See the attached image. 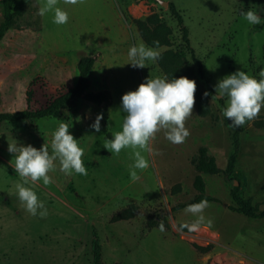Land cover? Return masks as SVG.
<instances>
[{"label": "rangeland", "instance_id": "374dc122", "mask_svg": "<svg viewBox=\"0 0 264 264\" xmlns=\"http://www.w3.org/2000/svg\"><path fill=\"white\" fill-rule=\"evenodd\" d=\"M160 1L179 11L213 93L197 76L168 5L163 7L157 0H81L78 5L58 0V6L68 12V23L56 25L48 13L39 15V30L32 31L25 16L0 41V113L43 109L75 85L76 63L82 56L95 58L87 92L107 91L110 97L108 104L79 97L44 119L0 123V264H100L102 245L115 246L117 257H108V262L116 264H264V219L229 210L235 206L230 196L235 186L242 198L264 210V129L255 126L256 121L264 123V108L241 127L234 173L226 175L231 128L222 117L213 87L237 70L260 79L264 23L249 25L239 13L257 9L264 17V0ZM43 2L35 0L38 8ZM150 18L168 29L169 43L160 40L151 48L188 63L207 113L198 114L194 96L191 116L185 120L189 136L181 144H172L163 130L158 132L142 152L149 167L137 170L139 179L132 181L128 175L132 150L122 149L116 155L103 144L121 129L122 94L147 78L166 76L157 61H146L145 67L128 64L131 46L150 47L137 30V22H143L148 33L153 32L154 26L146 23ZM2 20L0 2V24ZM221 100L226 107V98ZM98 113L103 118L97 133L90 125ZM62 122L84 149L81 159L87 174L65 176L57 161L56 169L48 173L50 184L29 180L25 187H31L47 209L42 218L31 216L18 199L15 185L23 181L7 146L30 144L39 149L45 144L51 152V133ZM199 146L208 149L220 170L216 175L201 174L206 193L220 203H208L202 213L212 221L210 227L190 232L181 225L191 224L196 216L187 208L172 212L171 207L195 194L192 160ZM148 220L158 225L148 228ZM125 226L123 236L119 230ZM106 234L110 242L104 239ZM165 236L171 244L176 241L173 250L168 249Z\"/></svg>", "mask_w": 264, "mask_h": 264}, {"label": "clouds", "instance_id": "9594fccd", "mask_svg": "<svg viewBox=\"0 0 264 264\" xmlns=\"http://www.w3.org/2000/svg\"><path fill=\"white\" fill-rule=\"evenodd\" d=\"M81 0H64L66 5H78ZM52 13V22L56 25L68 23V12L58 6V0H44L37 14L44 16ZM249 25L264 23V17L258 10L248 9L239 13ZM154 44L158 42H153ZM128 64L132 67H145L146 61L155 62L159 59L158 52L141 43L133 45L128 50ZM215 99L226 98V107L222 108L223 119L228 118L229 127L239 128L252 121L264 108V70L260 79L248 75L245 71L237 70L220 78L213 86ZM196 83L184 76L177 78L158 76L147 78L135 90L122 94L120 107L123 116L121 129L115 132L111 139H106L103 147L112 154L119 155L122 149H131L133 162L129 166L128 175L132 181L139 179L137 170L149 167V160L142 154L147 150L148 142L154 139L161 130L167 141L181 144L189 136L185 120L191 116L194 104ZM208 96V92L203 93ZM102 114H97L90 127L94 132H100ZM51 152L43 144L39 149L32 145L8 144L7 150L14 154V170L23 183L15 185L19 201L25 211L31 216L44 217L47 209L39 200L31 187H25L29 180L42 181L44 185L51 182L48 173L59 165V171L65 176L73 174L86 175L87 170L81 157L84 149L77 143L69 132L67 123H59L51 133ZM208 207L207 200H200L187 206L186 211L196 216L191 224H183L190 232H196L203 227H210L212 221L205 220L204 209ZM39 210V211H38ZM163 231V224L159 225Z\"/></svg>", "mask_w": 264, "mask_h": 264}, {"label": "trees", "instance_id": "16d2710c", "mask_svg": "<svg viewBox=\"0 0 264 264\" xmlns=\"http://www.w3.org/2000/svg\"><path fill=\"white\" fill-rule=\"evenodd\" d=\"M2 9H3V20L0 24V41L3 39L6 32L15 27L17 22L23 20L25 16L28 18L26 22V27L32 31H38L40 25V18L37 14V5L35 0H0ZM168 9L180 27L181 33V42L183 44L184 50L187 52L189 56V60L193 67L195 68V72L201 81L204 82L205 87L209 93H213L211 88L209 78L205 75L201 62L197 59L194 50L191 48L188 38V30L183 26L182 17L179 11L174 7L173 4H168ZM146 23L153 25V32H149L147 28V24L143 22H137V30L140 37L144 40V42L150 47H157L159 43L154 44L153 42H159L162 40L165 45H168V41L166 40L167 28L162 25H157V20L155 18H150L146 20ZM158 65L163 70L165 75L171 79L177 78L180 76L187 77L192 79V73L189 71L188 63L185 65L182 64L176 58L171 56L170 52H166L159 55V59L157 60ZM95 64V58L89 56H82L78 59L76 63V71H77V80L75 85L67 90L65 93L60 94L50 103H48L43 109L35 110V111H21L13 114H5L0 113V123L4 122H21L25 120L31 119H44L55 115L58 110L67 105L72 100L84 97L88 102L95 104H108L109 103V94L107 91H101L98 93H88L87 90L89 88V74ZM183 65V70L179 71V66ZM194 96L197 100V111L198 114L203 116L207 113L206 108L204 106V98L201 97L198 92H194ZM222 108H224V103L222 100L219 101ZM228 124L230 120L227 118ZM255 126L264 129V123L260 121L255 122ZM231 128V153L227 159L225 174L232 175L234 173V167L237 161L238 152H239V137L242 132L241 127L239 128ZM193 170L195 171V176L192 180V187L195 190V194L184 202H178L173 207H171V211H180L187 208L188 205L197 203L200 200H207L208 203H220V200L210 196L206 193L205 183L201 174L206 175H216L220 172L217 167L215 158L208 152V149L205 146H199L196 150V155L192 160ZM174 189H177L174 188ZM230 196L232 201L234 202V207H229V210H232L246 218L259 220L264 219V210H260L257 205L252 204L249 199H244L240 195L239 186L232 187L230 190ZM158 223L152 220H148L147 226L148 228H154Z\"/></svg>", "mask_w": 264, "mask_h": 264}, {"label": "crops", "instance_id": "0c3cea01", "mask_svg": "<svg viewBox=\"0 0 264 264\" xmlns=\"http://www.w3.org/2000/svg\"><path fill=\"white\" fill-rule=\"evenodd\" d=\"M127 227L125 226V227H121L120 228V230H119V233L120 234H123V236H124V234H125V232L127 231ZM106 232V231H105ZM118 233V232H117ZM165 238H167L168 240H169V237H167V236H165ZM104 239L105 240H107V241H109L110 242V240H111V238L106 234V236L104 237ZM115 241V240H114ZM170 241L171 240H169V241H167L166 242V244H167V247H168V249H170V248H172V250L175 248V246L177 245V243H176V241H174V242H172V244L170 243ZM179 241H183V240H180L179 239ZM170 247V248H169ZM106 246H104V245H102V253L100 254V264H107V263H109L108 262V257H110V258H114V259H116L115 257H117V255L116 256H114V253H116L117 254V252H115L117 249L115 248V246L113 245H110V247H108L107 248V250H106ZM111 248V249H110ZM192 248V247H191ZM191 250V249H190ZM191 256L193 257V252H192V254H191ZM191 257V258H192ZM99 264V263H98ZM109 264H116V263H114L113 261L112 262H110Z\"/></svg>", "mask_w": 264, "mask_h": 264}, {"label": "water", "instance_id": "95a60500", "mask_svg": "<svg viewBox=\"0 0 264 264\" xmlns=\"http://www.w3.org/2000/svg\"><path fill=\"white\" fill-rule=\"evenodd\" d=\"M157 2H158L159 4H161L163 7H167V5H168L167 2H162V1H160V0H157Z\"/></svg>", "mask_w": 264, "mask_h": 264}]
</instances>
